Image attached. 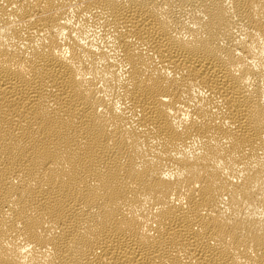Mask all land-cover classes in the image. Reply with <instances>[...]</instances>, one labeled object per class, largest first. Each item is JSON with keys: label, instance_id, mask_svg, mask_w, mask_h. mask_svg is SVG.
Instances as JSON below:
<instances>
[{"label": "bare ground", "instance_id": "bare-ground-1", "mask_svg": "<svg viewBox=\"0 0 264 264\" xmlns=\"http://www.w3.org/2000/svg\"><path fill=\"white\" fill-rule=\"evenodd\" d=\"M0 264H264V0H0Z\"/></svg>", "mask_w": 264, "mask_h": 264}]
</instances>
